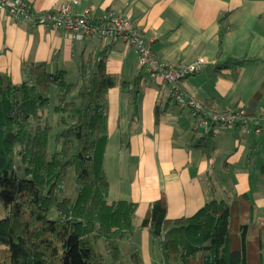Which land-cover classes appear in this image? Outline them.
<instances>
[{
  "label": "crops",
  "instance_id": "0c3cea01",
  "mask_svg": "<svg viewBox=\"0 0 264 264\" xmlns=\"http://www.w3.org/2000/svg\"><path fill=\"white\" fill-rule=\"evenodd\" d=\"M27 1L42 14L72 0ZM75 1V13L91 7L131 18L152 41L154 54L171 65L199 58L207 62L203 72L165 86L140 76L137 51L122 40L97 36L79 40L63 29L18 23L0 10V72L10 75L14 84L23 81L24 66L31 63H46L49 71L63 69L74 82L82 56L110 45L106 69L117 84L107 94L104 170L108 199L137 203L130 254L138 253L143 264H161L158 245L141 222L150 204L162 197L167 218L177 219L192 216L212 199L231 202L246 193L257 222L258 206L264 207V135L247 136V126L215 131L208 157L197 146L207 136L201 135L189 110L178 106L172 93L179 89L195 94L209 110L245 106L254 116L264 111V0ZM253 57L259 61L216 69L230 58ZM253 152L263 155L254 158ZM220 158L224 160L218 165ZM253 191L256 202L250 196Z\"/></svg>",
  "mask_w": 264,
  "mask_h": 264
},
{
  "label": "trees",
  "instance_id": "16d2710c",
  "mask_svg": "<svg viewBox=\"0 0 264 264\" xmlns=\"http://www.w3.org/2000/svg\"><path fill=\"white\" fill-rule=\"evenodd\" d=\"M110 49L83 55L74 82L63 69L49 71L46 63L25 65L20 84L0 72V201L6 210L0 218V264H143L138 253L126 261L120 248L134 233L137 203L108 199L107 94L117 84L106 69ZM257 61L230 58L216 69ZM53 100L60 129L50 151L45 109ZM247 111L251 127L259 116ZM212 135L197 145L208 157ZM71 169L74 198L65 195ZM254 210L244 193L169 219L162 197L150 204L141 227L157 243L162 264H264L263 226L254 220ZM100 238L106 255L94 246Z\"/></svg>",
  "mask_w": 264,
  "mask_h": 264
},
{
  "label": "built area",
  "instance_id": "2783aa9c",
  "mask_svg": "<svg viewBox=\"0 0 264 264\" xmlns=\"http://www.w3.org/2000/svg\"><path fill=\"white\" fill-rule=\"evenodd\" d=\"M75 0L61 3L57 8L42 14L33 11L27 0H0V10L6 11L16 22H28L50 31L63 29L77 39L97 36L103 39H119L134 47L138 54L140 73L165 86H172L188 76L204 71L206 61L202 58L188 64L174 66L154 54L152 41L144 31L127 16L112 10L96 12L87 7L80 13L73 11ZM175 103L187 108L196 122L202 136L235 126H248V111L245 106L235 109L209 110L195 94L175 89L172 93ZM254 134H264V111L259 114V122L252 126Z\"/></svg>",
  "mask_w": 264,
  "mask_h": 264
},
{
  "label": "rangeland",
  "instance_id": "374dc122",
  "mask_svg": "<svg viewBox=\"0 0 264 264\" xmlns=\"http://www.w3.org/2000/svg\"><path fill=\"white\" fill-rule=\"evenodd\" d=\"M67 79L69 81H73V79L71 77H69ZM54 104H55V100H53L51 105L45 109V116L47 117L48 123L52 127V132L50 135V151H53L55 149L54 148V145H55L54 136H55L56 132L60 129V126H59L60 114L54 111ZM248 131L249 132H248L247 136L255 138L254 128L252 126L248 128ZM262 135H264V134H262ZM253 154H254V158H257V157L263 155V153H258V152H253ZM223 160H224V158H220V160L218 161V165H221L223 163ZM253 161H254V159H253ZM218 169L222 173L221 168H218ZM254 193H255V191L250 192V196H251L252 201L256 202V196ZM75 194H76L75 175H74L73 170L71 169L69 172V176H68L67 189H66L65 195L67 197L74 198ZM5 214H6V210L4 209V206H3L2 202L0 201V218H3L5 216ZM263 220H264V207L258 206L257 222L259 223V225H261V224L264 225V222L260 223ZM130 240H131V237L129 239H125V240L120 242V246L123 249L122 254H123V257L125 258L126 261H129L130 248H129L128 244L130 243ZM94 246H95L97 252H99L103 255H106V245H105V241L103 239H101V238L97 239L94 242ZM161 264H162V262H161Z\"/></svg>",
  "mask_w": 264,
  "mask_h": 264
}]
</instances>
